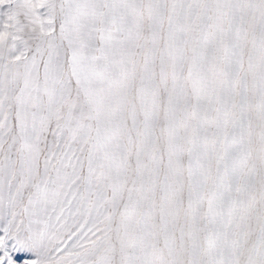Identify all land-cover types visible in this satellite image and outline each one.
Segmentation results:
<instances>
[{"label": "snow or ice", "instance_id": "snow-or-ice-1", "mask_svg": "<svg viewBox=\"0 0 264 264\" xmlns=\"http://www.w3.org/2000/svg\"><path fill=\"white\" fill-rule=\"evenodd\" d=\"M0 264H264V0H0Z\"/></svg>", "mask_w": 264, "mask_h": 264}]
</instances>
